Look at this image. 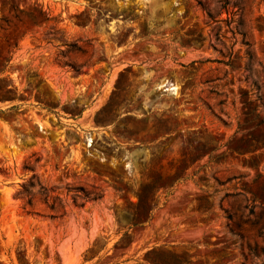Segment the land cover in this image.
Returning a JSON list of instances; mask_svg holds the SVG:
<instances>
[{"label":"rangeland","instance_id":"374dc122","mask_svg":"<svg viewBox=\"0 0 264 264\" xmlns=\"http://www.w3.org/2000/svg\"><path fill=\"white\" fill-rule=\"evenodd\" d=\"M0 264H264V0H0Z\"/></svg>","mask_w":264,"mask_h":264},{"label":"trees","instance_id":"16d2710c","mask_svg":"<svg viewBox=\"0 0 264 264\" xmlns=\"http://www.w3.org/2000/svg\"><path fill=\"white\" fill-rule=\"evenodd\" d=\"M161 179V175H156L152 170L148 171L145 179L146 181L141 183L136 193L137 203L134 206V211L129 214V217L127 219L128 225L130 227L142 226L146 224L150 219V214L154 207H150L148 204L152 196H154L155 193L160 190L159 187H156V185L160 182ZM178 180L179 177L175 178L169 186L172 187L173 184Z\"/></svg>","mask_w":264,"mask_h":264}]
</instances>
